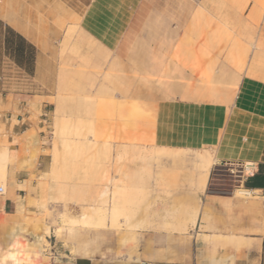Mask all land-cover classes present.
Masks as SVG:
<instances>
[{
	"label": "rangeland",
	"instance_id": "1",
	"mask_svg": "<svg viewBox=\"0 0 264 264\" xmlns=\"http://www.w3.org/2000/svg\"><path fill=\"white\" fill-rule=\"evenodd\" d=\"M84 4L63 0L64 8L79 14L52 21L61 32L62 58L76 60L61 81L63 92L74 93L51 98L56 108L44 117L39 97L21 102L32 121L47 119L43 128L25 134L37 136L38 144H22L20 153L11 151L6 124L0 119V146L13 155L9 165L28 174L19 186L24 188L20 202L25 209H19L24 211V224H15L14 216L0 209V264L11 231L22 245L40 243L42 253L28 257L22 251L20 262L8 264H53L67 255H83L86 249L93 256L133 258L147 231L188 234L190 213H199L200 196L211 174L201 189L206 164L201 155L211 160L214 155L207 149L155 145L154 106L173 96L174 88L184 82L201 89L207 99L234 92L254 61L264 19V0H153L152 15L136 47L129 57L118 60L83 34ZM25 82L15 81L20 87ZM6 108L0 98V110ZM42 150L49 156L45 162ZM112 178L121 187L117 199L133 207L129 206L133 214L128 218L132 228L124 222L119 232L103 233L74 229L65 221L68 214L88 212ZM6 183L8 174L7 182L0 179V185ZM106 198L98 202L108 205ZM69 207L73 211H67ZM130 232H136V240L124 241Z\"/></svg>",
	"mask_w": 264,
	"mask_h": 264
},
{
	"label": "crops",
	"instance_id": "2",
	"mask_svg": "<svg viewBox=\"0 0 264 264\" xmlns=\"http://www.w3.org/2000/svg\"><path fill=\"white\" fill-rule=\"evenodd\" d=\"M76 1L85 2L80 14L83 34L118 60L131 55L153 12V0ZM62 5L63 0H0V98L7 105L0 110V119L6 124L11 151L20 153L22 144H38V137H26V132L44 127L47 119L43 117L56 108L51 98L74 93L63 92L61 81L68 78L76 60L62 58L61 32L52 21L79 13ZM259 32L257 56L234 92L207 99L201 89L184 82L174 88L173 96L154 106L155 145L207 149L216 160L200 196L197 222L188 234L178 237L150 230L142 239L139 255L133 258L93 256L86 249L83 255H67L53 264H264V19ZM21 78L26 82L20 87L15 81ZM33 97L41 102L43 117L38 121H32L27 106L21 104ZM48 157L42 150L40 158L45 162ZM242 167L244 176L236 179L232 170ZM6 169L9 184L4 187L9 192L0 201V209L22 225L24 211L19 207L20 198L25 197L19 186L25 184L28 174L9 163ZM241 190L251 191V196L241 195ZM78 228L117 231L74 226ZM16 236L14 231L8 234L1 264L20 262L22 251L28 257L31 252L42 253L40 243L25 246L15 241Z\"/></svg>",
	"mask_w": 264,
	"mask_h": 264
},
{
	"label": "bare ground",
	"instance_id": "3",
	"mask_svg": "<svg viewBox=\"0 0 264 264\" xmlns=\"http://www.w3.org/2000/svg\"><path fill=\"white\" fill-rule=\"evenodd\" d=\"M34 10H35V8H34ZM24 11L27 14V18H30V15H31L30 9H28L26 7ZM12 158H13V155L10 153L8 147L7 146H0V179L6 178L5 177L6 176V170H7L6 167H7V164L10 162V160H12ZM201 158L203 161L206 162V164L204 166L205 169L203 171V175L200 179L201 180V186L200 187H201V189H204V186L207 184V178H208L209 174L211 173L212 166L216 160L214 157L212 160L206 159V155L203 153L201 155ZM110 182H111L110 184H107V186L99 192L98 196L96 195L95 202L91 205V209L88 212H83L81 214H78V216H75L77 214H75V215L68 214L69 215L68 219L65 221L66 222L68 221L67 223H69V224L72 223L73 226L87 227V228H91V229L109 228V229H113V230L118 231L121 229L124 222H127L126 225L128 227H131L133 222L128 221V218H130V216L133 214V210L131 209L133 207H132V205L130 206V204H129V206L131 207L130 208L129 206H127L128 204L126 205V201H123V200L120 201L117 199L118 198L117 194L121 193V191H120L121 187H120V185H118V183L115 182L114 178H112L110 180ZM240 192H241L240 194L244 196V194L247 191L241 190ZM105 197H107L106 200L109 202L108 205L98 202V200L102 201ZM19 209L21 211L24 210L25 209L24 205H20ZM71 210L73 211V209L71 207H69L67 209V211H71ZM190 218H191V226L194 227L196 222H197V218H198V210L191 212ZM137 226H139V224H137ZM57 229H59V228H57ZM129 235L130 236H128V237L126 236L127 238L125 237L124 241H131V240L134 241L136 236H137L135 232H130ZM215 236L216 237H212V238L216 239L217 235H215ZM218 236L219 237L222 236L221 238H223L224 235H218ZM225 236H227V235H225ZM225 236H224L225 240L230 239L229 237L225 238ZM231 239H232V237H231ZM133 241H131V242H133ZM232 241H233V239H232ZM232 241H231V244H233ZM235 242H236V240H235ZM242 244H243V242L240 243V245H242ZM224 245H225V243H224ZM227 245H229V244H227ZM235 246H236V244H235Z\"/></svg>",
	"mask_w": 264,
	"mask_h": 264
},
{
	"label": "built area",
	"instance_id": "4",
	"mask_svg": "<svg viewBox=\"0 0 264 264\" xmlns=\"http://www.w3.org/2000/svg\"><path fill=\"white\" fill-rule=\"evenodd\" d=\"M245 170L244 167L237 168L232 170V173L236 176V179H241L244 176L243 171ZM247 192L244 195H250L252 192L249 190H246ZM6 193L5 187L0 185V195H4Z\"/></svg>",
	"mask_w": 264,
	"mask_h": 264
}]
</instances>
